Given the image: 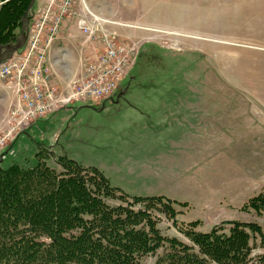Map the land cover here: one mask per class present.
Returning a JSON list of instances; mask_svg holds the SVG:
<instances>
[{"label":"rangeland","instance_id":"374dc122","mask_svg":"<svg viewBox=\"0 0 264 264\" xmlns=\"http://www.w3.org/2000/svg\"><path fill=\"white\" fill-rule=\"evenodd\" d=\"M64 1L37 0L28 10L30 28L50 3L58 9ZM2 3L0 0V7ZM87 7L117 22L107 26L118 42L135 47V64L116 92L125 91L112 99L75 102L39 122L7 144L1 165L34 167L43 147L50 152L47 164L58 173L64 171L58 162L64 155L85 168H99L111 186L130 196L165 195L186 202L187 206L173 204L179 211V224L201 220L197 227L201 232H210L214 226L229 232L231 224L226 221L236 220L258 222L264 230V213L241 209L264 190V135L244 138L252 130L246 129V117H238L255 114L259 121L250 119L251 127L264 121V0H74L73 13L65 14L62 27L70 21V54L81 51L83 65L107 48L80 31L77 19ZM61 33L62 29L57 39ZM76 71L73 77L80 75ZM56 83L66 82L59 78ZM183 100L239 102L247 107L204 111L217 115L205 118L203 124L234 127L233 143L220 137L217 142L188 141L182 139L180 127L164 126V103ZM197 120L187 125L191 127ZM6 128L0 129V135ZM5 151L11 156L4 159ZM190 169L192 176L186 173ZM105 200L111 206L125 204L119 198ZM128 200L133 201L132 197ZM150 209L163 235L194 245L162 206ZM41 240L49 242L50 238L42 235ZM250 243V264H262L259 235ZM194 249L198 247L194 245ZM168 250L166 243L143 256L142 264H156Z\"/></svg>","mask_w":264,"mask_h":264},{"label":"trees","instance_id":"16d2710c","mask_svg":"<svg viewBox=\"0 0 264 264\" xmlns=\"http://www.w3.org/2000/svg\"><path fill=\"white\" fill-rule=\"evenodd\" d=\"M31 1L2 0L0 47L18 44ZM49 154L40 148L34 167L0 163V264H142L143 256L166 243L169 250L156 264H250V240L257 235L264 249L258 222L226 221L229 232L222 226L201 232V220L178 223L173 204L186 202L165 195L130 196L111 186L99 168H85L64 155L58 159L64 171L58 173L46 162ZM105 198H119L126 205L111 206ZM154 205L163 207L198 250L162 234L150 209ZM241 209L264 213V190ZM42 235L50 241L41 240ZM260 259L264 264V253Z\"/></svg>","mask_w":264,"mask_h":264},{"label":"built area","instance_id":"2783aa9c","mask_svg":"<svg viewBox=\"0 0 264 264\" xmlns=\"http://www.w3.org/2000/svg\"><path fill=\"white\" fill-rule=\"evenodd\" d=\"M73 2L65 0L62 5H57L58 9L51 3L44 8L41 18L32 28L28 26L24 52L0 64V79L11 81L15 93L7 128L0 135V159L7 144L37 121L78 101L113 97L135 64V47L119 43L116 33L107 26L118 23L104 19L87 7L86 13L77 19L80 31L104 42L107 48L95 60L87 62L78 77L57 84L53 66L48 63L49 51L63 28L65 14L73 13Z\"/></svg>","mask_w":264,"mask_h":264},{"label":"crops","instance_id":"0c3cea01","mask_svg":"<svg viewBox=\"0 0 264 264\" xmlns=\"http://www.w3.org/2000/svg\"><path fill=\"white\" fill-rule=\"evenodd\" d=\"M37 1V0H36ZM31 19V18H29ZM31 23V20H29L28 24ZM70 23V21H69ZM66 22V27L62 28V33L60 37L53 43L51 49H50V55L48 57V63L52 64L53 66V78L55 82L58 81V79H61V83L67 82L69 79L73 78V74H75V70L77 69V74L81 73L83 69V62H84V56L82 55V52L76 54L75 52L73 54H70V49L72 46L71 39L67 36L68 30H69V24ZM67 31V32H66ZM63 34V35H62ZM24 49V46H20L14 48L13 52L11 50H8L6 52L5 58L8 59L12 56L17 55L21 50ZM69 67L73 70V72H70ZM76 75V74H75ZM65 78L67 80H65ZM63 80V81H62ZM60 83V82H59ZM181 89H192L190 87H183ZM14 84L9 80H1L0 79V129L2 127L7 126V117L8 112L10 108V104L14 100ZM242 103L239 102H225V103H208V102H190L187 100H183L181 102L176 103H164V126L167 127H173L178 126L181 128V137L182 139H188V141H213L217 142L218 137L220 139L227 141L228 143H233V136L237 135L233 131L232 126L228 127H218L217 125H211V124H203L204 119L207 118L210 120V117H216L217 112L215 113H204V111H217V110H241V109H247L241 107ZM252 104V103H247ZM250 109H253L252 105L248 106ZM63 110V109H61ZM60 111V110H59ZM58 111V112H59ZM56 114V113H55ZM54 114V115H55ZM53 115V116H54ZM233 114H230V117H232ZM52 117V116H51ZM44 118L34 125H32L30 128L38 124L39 122L49 119ZM238 117H246L247 121V130H252L249 132V134L242 135L243 137L245 135H252L255 134L258 136L264 135V121H260V125H254L251 127V123H249V120L251 121H259L258 118H256V115L250 112L244 113V114H238ZM196 124H191V127L187 125V123L190 120L197 119ZM256 118V119H255ZM29 130V129H28ZM27 130V131H28ZM27 131H24L23 133H26ZM22 133V134H23ZM20 137V136H19ZM246 138V137H244ZM14 144V143H13ZM13 144L10 146L12 147ZM7 151H5V154ZM11 154V152H9ZM9 153L4 157L11 156ZM198 167V166H197ZM186 173L189 174V176H192L194 173H192V169L187 170ZM169 197V196H167ZM170 198V197H169ZM174 199V198H172ZM177 200V199H174ZM178 201V200H177Z\"/></svg>","mask_w":264,"mask_h":264},{"label":"water","instance_id":"95a60500","mask_svg":"<svg viewBox=\"0 0 264 264\" xmlns=\"http://www.w3.org/2000/svg\"><path fill=\"white\" fill-rule=\"evenodd\" d=\"M35 0H32L31 3H30V6H29V10L33 7V4H34ZM28 14V12H27ZM27 16L24 17V22H26ZM21 41V46H23L25 44V41H26V34L25 33H22L20 35V38H19V42ZM20 45H16L14 48L16 47H19ZM14 48H11V52H13ZM2 61V57H0V62Z\"/></svg>","mask_w":264,"mask_h":264},{"label":"flooded vegetation","instance_id":"af4514ba","mask_svg":"<svg viewBox=\"0 0 264 264\" xmlns=\"http://www.w3.org/2000/svg\"><path fill=\"white\" fill-rule=\"evenodd\" d=\"M124 91H125V89H123V90H122V91H120V92H119V91H118V92H116V94H115L113 97H111V99H112V98H115V96H117L119 93H121V92H124Z\"/></svg>","mask_w":264,"mask_h":264},{"label":"bare ground","instance_id":"6f19581e","mask_svg":"<svg viewBox=\"0 0 264 264\" xmlns=\"http://www.w3.org/2000/svg\"><path fill=\"white\" fill-rule=\"evenodd\" d=\"M91 62V61H90ZM120 87V86H119ZM64 109V108H63ZM17 137H19V135L17 136Z\"/></svg>","mask_w":264,"mask_h":264}]
</instances>
